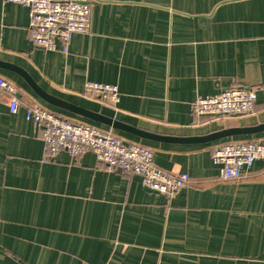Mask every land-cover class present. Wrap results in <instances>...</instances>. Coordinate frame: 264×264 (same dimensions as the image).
<instances>
[{
    "label": "crops",
    "instance_id": "crops-1",
    "mask_svg": "<svg viewBox=\"0 0 264 264\" xmlns=\"http://www.w3.org/2000/svg\"><path fill=\"white\" fill-rule=\"evenodd\" d=\"M91 4L92 31L75 34L66 54L61 42L34 46L29 9L0 0V75L21 103L13 115L0 93V264H264V163L229 181L213 161L221 144L264 132L186 142L264 124V0ZM88 81L116 85L115 108L84 95ZM33 85L119 127L53 106ZM234 85L257 90L252 113H192L195 99ZM33 104L151 148L158 168L191 184L168 198L92 153L47 158L26 119Z\"/></svg>",
    "mask_w": 264,
    "mask_h": 264
},
{
    "label": "built area",
    "instance_id": "built-area-1",
    "mask_svg": "<svg viewBox=\"0 0 264 264\" xmlns=\"http://www.w3.org/2000/svg\"><path fill=\"white\" fill-rule=\"evenodd\" d=\"M2 1L29 9V38L36 47L55 51L61 42L62 52L67 54L68 45L75 34H90L92 31L91 0ZM256 91L234 85L215 95L198 97L191 103V111L198 117L247 115L254 109ZM0 93L9 112L17 114L21 106L17 88L2 75ZM84 95L107 102L114 108L120 100L116 85L93 81L85 84ZM26 119L39 129L47 158H53L61 152L72 158L92 153L98 163L108 169L121 174L138 175L144 187L168 198L191 184L188 173H172L158 168L151 148L125 142L110 130L73 122L38 104L26 107ZM213 161L221 167V180H240L256 161L264 163V138L221 144L213 154Z\"/></svg>",
    "mask_w": 264,
    "mask_h": 264
},
{
    "label": "water",
    "instance_id": "water-1",
    "mask_svg": "<svg viewBox=\"0 0 264 264\" xmlns=\"http://www.w3.org/2000/svg\"><path fill=\"white\" fill-rule=\"evenodd\" d=\"M33 89L36 91L37 95L43 99L44 101H46L47 103L71 111L74 114L77 115H81L85 118L91 119L93 121L96 122H101L104 123L108 126H113L115 128H118L119 125L118 123H116L115 121L109 119V118H105L97 113H93L90 112L88 110L73 106V105H69L65 102L59 101L58 99H55L45 93H43L42 91H40L38 88H36L33 85ZM264 132V124H261L259 126L256 127H250V128H232V129H225L216 133H213L209 136L206 137H201V138H196V139H188V141L186 142H210V141H215V140H220V139H224V138H228V137H233V136H241V135H252V134H259ZM137 135L146 138V139H159V137H156L154 135H150V134H145V133H138ZM162 140H166V139H162Z\"/></svg>",
    "mask_w": 264,
    "mask_h": 264
}]
</instances>
